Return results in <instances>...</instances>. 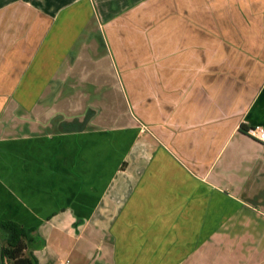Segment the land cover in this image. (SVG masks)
Returning a JSON list of instances; mask_svg holds the SVG:
<instances>
[{
	"label": "crops",
	"instance_id": "0c3cea01",
	"mask_svg": "<svg viewBox=\"0 0 264 264\" xmlns=\"http://www.w3.org/2000/svg\"><path fill=\"white\" fill-rule=\"evenodd\" d=\"M256 125L264 0H0V225L28 252L47 225L93 264H264Z\"/></svg>",
	"mask_w": 264,
	"mask_h": 264
},
{
	"label": "rangeland",
	"instance_id": "374dc122",
	"mask_svg": "<svg viewBox=\"0 0 264 264\" xmlns=\"http://www.w3.org/2000/svg\"><path fill=\"white\" fill-rule=\"evenodd\" d=\"M114 108V107H113ZM115 112H121L122 114H124L125 112V106L124 103L120 106H116L115 107ZM108 114V110L106 111ZM107 116V120H105V125L109 126L110 122L108 120V115ZM112 115V114H111ZM123 124V122H122ZM13 130H11L12 134H16V122L13 124ZM75 222V226L74 227V232L76 230H79L81 225L83 224L82 220L79 218H75L73 219ZM44 232V233H43ZM42 234L44 235V239L47 241L48 244L47 247L45 249H40L38 248H33L31 249V252L33 253V255L37 258L38 264H47V263H51V264H56L57 262L61 261V260H65L66 258L70 259V264H93L92 260L97 261V260H101L103 258V255L106 253V249H98V247L92 248L88 251H85V257L80 256L81 253L83 251L84 254V249L82 247V242H76L75 246V251L70 252L69 250H71V248H68V250H60L58 249L59 247L56 244V240L54 239V232L53 230L51 231L50 227L45 225L42 228ZM33 237L35 236L34 234L32 235ZM75 236H77V233L75 232ZM36 240V238H34ZM39 239V238H38ZM42 242H44L42 240ZM42 245L44 246V243H42ZM41 245V246H42ZM84 257V258H83ZM6 264H9L7 261H5ZM96 263V262H95Z\"/></svg>",
	"mask_w": 264,
	"mask_h": 264
},
{
	"label": "trees",
	"instance_id": "16d2710c",
	"mask_svg": "<svg viewBox=\"0 0 264 264\" xmlns=\"http://www.w3.org/2000/svg\"><path fill=\"white\" fill-rule=\"evenodd\" d=\"M245 127L241 131L247 134ZM2 255L9 264H38L32 252H28L29 244L33 243L32 235L35 227H25L15 221H4L0 225Z\"/></svg>",
	"mask_w": 264,
	"mask_h": 264
},
{
	"label": "built area",
	"instance_id": "2783aa9c",
	"mask_svg": "<svg viewBox=\"0 0 264 264\" xmlns=\"http://www.w3.org/2000/svg\"><path fill=\"white\" fill-rule=\"evenodd\" d=\"M247 135L264 145V127L260 125L252 126L248 128ZM69 261L59 262L57 264H68Z\"/></svg>",
	"mask_w": 264,
	"mask_h": 264
}]
</instances>
